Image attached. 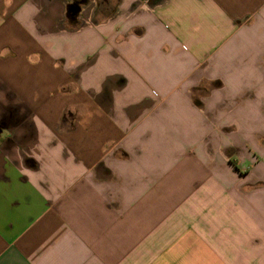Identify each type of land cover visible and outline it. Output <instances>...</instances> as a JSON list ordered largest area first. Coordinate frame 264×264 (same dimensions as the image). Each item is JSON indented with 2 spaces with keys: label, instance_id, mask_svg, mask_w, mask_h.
Listing matches in <instances>:
<instances>
[{
  "label": "crops",
  "instance_id": "obj_1",
  "mask_svg": "<svg viewBox=\"0 0 264 264\" xmlns=\"http://www.w3.org/2000/svg\"><path fill=\"white\" fill-rule=\"evenodd\" d=\"M0 264H264V0H0Z\"/></svg>",
  "mask_w": 264,
  "mask_h": 264
},
{
  "label": "water",
  "instance_id": "obj_2",
  "mask_svg": "<svg viewBox=\"0 0 264 264\" xmlns=\"http://www.w3.org/2000/svg\"><path fill=\"white\" fill-rule=\"evenodd\" d=\"M69 9L72 11L73 14H75L78 10L74 4H71Z\"/></svg>",
  "mask_w": 264,
  "mask_h": 264
}]
</instances>
